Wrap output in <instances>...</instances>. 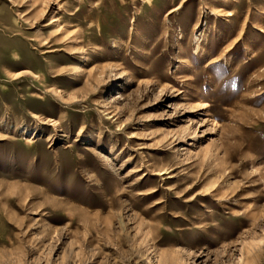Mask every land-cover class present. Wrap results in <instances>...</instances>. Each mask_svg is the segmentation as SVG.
Here are the masks:
<instances>
[{
  "label": "rangeland",
  "instance_id": "374dc122",
  "mask_svg": "<svg viewBox=\"0 0 264 264\" xmlns=\"http://www.w3.org/2000/svg\"><path fill=\"white\" fill-rule=\"evenodd\" d=\"M0 264H264V0H0Z\"/></svg>",
  "mask_w": 264,
  "mask_h": 264
}]
</instances>
